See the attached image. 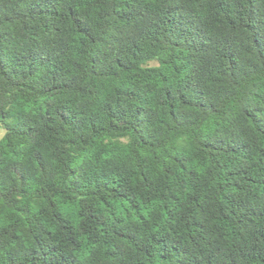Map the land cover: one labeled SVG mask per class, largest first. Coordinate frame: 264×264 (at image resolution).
Here are the masks:
<instances>
[{
    "label": "clouds",
    "instance_id": "1",
    "mask_svg": "<svg viewBox=\"0 0 264 264\" xmlns=\"http://www.w3.org/2000/svg\"><path fill=\"white\" fill-rule=\"evenodd\" d=\"M18 157L45 191L9 172L0 264H264V0H0V158ZM102 169L133 204L103 232Z\"/></svg>",
    "mask_w": 264,
    "mask_h": 264
},
{
    "label": "trees",
    "instance_id": "2",
    "mask_svg": "<svg viewBox=\"0 0 264 264\" xmlns=\"http://www.w3.org/2000/svg\"><path fill=\"white\" fill-rule=\"evenodd\" d=\"M249 120H251L253 126L257 124V120L252 116H249ZM40 155L33 157L37 165L40 164ZM12 156L15 157L16 153L13 152ZM100 159H104L103 154L101 155ZM29 163H26L22 157H18L16 159L8 158L7 160H5L4 158H0V165H3V167H0V189L11 186L12 190L15 191L16 186L12 183L11 176L9 175V172H11L13 175L17 176L21 185L19 192H17V195H28L29 193H31V198L35 201H39L43 197L45 189L42 187H32L28 184V180L31 179ZM41 172L45 173V169L41 168ZM47 175H49V178H51L50 174ZM68 175H74V171H70ZM93 176H98L99 179L93 180L91 182V188L89 189V191L95 189V192L98 196L99 207H95L94 205L93 207L94 210L99 213V215L91 217L90 222L94 223L95 226L101 232H103L104 226L105 224H107L109 218L120 219L127 217V215H129L127 208L133 207V204L132 201L128 200L126 195V192L129 189L117 183L116 179L105 173L103 169L99 173H93ZM128 180L129 184H134L136 181V177L129 176ZM141 180H143L142 173ZM147 186L148 184L147 182H145V187ZM81 187H84V185H81ZM99 193H104V195H99ZM81 194L82 193L80 191L76 192V195L78 196ZM135 207H141V204L137 203ZM60 208L62 209L63 214L69 219L71 223H82L79 203L77 201H60ZM7 210L12 214L20 213L22 215L31 211L30 208L21 206L20 201L18 200H14L9 205ZM4 211L5 208L0 205V217H2ZM164 211L166 214V210ZM49 227L52 233L56 231L55 225H50ZM87 239L88 237L85 235L84 241L86 242ZM61 259L63 260L64 258L61 257Z\"/></svg>",
    "mask_w": 264,
    "mask_h": 264
}]
</instances>
